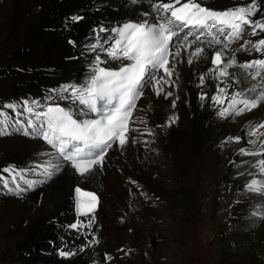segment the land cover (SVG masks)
<instances>
[{"label":"bare ground","instance_id":"6f19581e","mask_svg":"<svg viewBox=\"0 0 264 264\" xmlns=\"http://www.w3.org/2000/svg\"><path fill=\"white\" fill-rule=\"evenodd\" d=\"M123 1L127 2L122 3ZM248 2L249 0H207V5L223 10ZM149 7L142 2L134 3L133 0H0V41L3 46L9 47L16 38L20 40L25 33L33 32L36 43L40 42V46L46 48L52 58V64L47 65L46 62L50 59L47 58L45 64L42 62L37 67L29 66L30 71L26 73L13 70L6 75L7 71L1 70L0 79L6 78L7 82H11L13 78L11 80L10 76H14L24 83L12 86V89L21 87L18 93L25 89L34 94L37 90L32 91L27 87L38 84L58 87L66 81L73 82L74 77L81 78L88 68L89 74L95 64V58L90 59L91 54L86 51H81L84 58L75 52L78 57L76 61H63L73 57L75 43L76 51L92 41L96 42L101 27L106 29V33H101L104 39L112 25L133 18L140 19L144 17L143 12L150 11ZM260 7L257 19L264 18V3ZM82 14L83 21H73L74 24L70 25L73 16ZM148 17L151 16L145 18ZM65 27L69 29L65 30ZM66 33L68 34L64 35ZM101 34L99 33V39ZM261 38L264 35L251 36L246 30L244 45L247 50L241 48L242 41H237L229 51L235 53L240 63L264 58V54L255 52L250 44H246L247 41L255 42ZM201 39L206 41L209 38ZM105 41V46L110 48L109 40ZM201 46L205 47L206 54L210 56L213 49H209L206 43ZM194 47L181 50L174 63L175 73L171 78L166 77L169 83L161 82L157 85L162 89L159 95L152 85L146 87L147 93L138 108L141 110L135 114L137 118L133 122L134 133L123 148L114 145L107 154L103 167L86 177H79L72 169L64 167L52 179L40 183L45 179L44 176L35 172L38 168H31L36 155L40 158L45 156L46 147L39 142L40 139L25 136L13 129H9L11 135L0 136V167L7 162H23L24 167L30 168L31 174L36 176L30 182H35L34 185L44 184L40 189L21 197L6 196L7 201L0 203V252L4 251L5 256L9 253L23 264H33V259L40 257L39 249L49 253V256L43 258V263L39 261V264H86L95 260L102 252L115 255L112 258L119 260L114 264H160L153 259L158 253L161 259H167L170 255L168 243L171 242L179 249V255L174 257L172 253V259L162 264H179V261L180 264H187L185 258L191 255L190 238L186 234L187 219L192 216L195 208L194 190L198 186L195 176L198 171L202 174L200 166L209 161L211 165L207 166L216 170V200L225 194L228 187L225 184H249L256 175H261L258 167L250 168V162L243 161L246 168L235 170L236 164L228 165V162L235 160L233 153L241 145V140L243 148L248 146L245 142L251 139L248 133L252 127L264 122V104L240 116L230 115L224 118L219 115V111L227 107V102L224 105L216 104L211 97L217 94V85H223L219 80L209 77L208 70L213 67L209 59L193 58L192 64L187 63ZM33 51L31 47L19 51V55L25 56L18 57V61H27L30 58L27 55ZM105 60L108 61L107 57ZM230 71L238 72L237 69ZM29 76L32 81L27 83L24 77L28 79ZM201 76L205 77L203 84L200 82ZM251 83L254 82L244 81V84ZM244 84H230L229 92L243 88ZM168 92L172 95H166ZM11 93L17 94L12 90ZM40 95L43 97V92ZM201 95H205L206 99L201 100ZM51 97L56 99L52 101L66 100L61 99V94ZM37 99V95L29 97L23 94L20 103L23 105L27 100L30 106H35L31 105V101ZM13 104L18 105V102L14 99ZM4 105L0 100V110L14 119L26 121L27 113L24 110L19 118L16 115L19 111L8 110ZM172 118H175V123H170ZM237 137L240 138L239 146H231ZM262 141L264 137L259 140V144ZM255 159H250L252 164L256 162ZM203 185L205 186L204 181ZM78 186L92 189L99 198L98 209L93 215L94 222L90 228L83 227L88 232L83 235L86 244L81 238H76V233L66 230V223L72 218V190ZM0 187L4 196L9 186L5 187L1 183ZM234 202L232 215H240L237 219H241L243 215V220L240 224H237V220H232L231 229L221 228L219 222L217 234L219 235V230L223 232L218 236V241L222 237V245L240 251L221 249L219 243L214 248L217 255L215 261L218 264H262L251 248L259 246V240L264 241V195L243 190L235 194ZM203 216L204 214L199 215ZM165 217L171 222L169 228L159 226ZM256 237L257 242L254 244ZM242 238L245 242L241 244L239 240ZM117 241L119 245L115 249ZM57 243L68 244L70 247L79 244L84 247L70 260L58 261L54 257ZM126 244L131 249L135 247L140 250L142 258H134L132 250L128 252L130 248L127 246L123 251L114 253L113 249L117 250ZM35 246H38L37 251H34ZM20 252L24 253L23 258L19 256Z\"/></svg>","mask_w":264,"mask_h":264},{"label":"snow or ice","instance_id":"6c2138e0","mask_svg":"<svg viewBox=\"0 0 264 264\" xmlns=\"http://www.w3.org/2000/svg\"><path fill=\"white\" fill-rule=\"evenodd\" d=\"M139 2V0H133ZM150 11L144 13L151 16L137 23H124L121 27L108 31L111 36V47L105 49L100 43L99 33L106 31L101 27L96 36V42L89 45L91 51L97 48L105 52L113 61H119L117 69L102 67L105 63L97 54L95 64L87 82L81 87H71L70 95L61 99H70L73 104L81 106L79 115L71 108L59 104L47 106L43 110H35L29 101L23 102V110L27 113L26 121L14 119L8 113L0 110V136L11 135L9 129L22 132L25 136L42 139L53 150L49 155L54 157L39 166L40 174L44 176V183L61 172L64 167H70L81 177H86L97 168H102L105 157L114 145L123 148L128 141V134L132 130L133 111L136 101L143 95V90L152 85L156 94L162 91L157 85L161 82L167 84L175 73L174 57L181 54V50L191 49L188 64L193 58L199 60L206 58L213 66L208 70L209 77L219 80L217 94L211 99L214 103L227 107L219 111L221 117L230 115L240 116L264 104V58L253 59L240 63L234 52L230 53L231 45L243 38L246 30L251 36L264 33V18L257 19L261 12L260 4L264 0H249L247 4L216 10L207 5V0H148ZM80 17L73 16V21ZM192 37V39H189ZM202 37L209 39L202 40ZM71 43V41H70ZM213 49L210 56L206 54L205 47ZM252 49L264 54V38L258 41H247ZM241 48L247 50L245 45ZM174 49V50H173ZM237 69L238 72L230 70ZM163 73L158 77V73ZM205 77H200L203 84ZM244 81L254 83L244 84ZM244 84L243 88L229 92L230 84ZM61 93L69 92V86L59 90ZM254 94V95H250ZM166 95H172L171 92ZM206 99L201 95V100ZM31 105L39 107L37 101ZM175 105L173 104V107ZM4 108L15 111L16 104L8 103ZM17 116L23 112L16 113ZM170 123H175L172 118ZM264 122L252 127L250 137H264ZM239 137L236 141L239 142ZM257 139H250L248 143L255 148ZM264 148V141L261 143ZM241 155L264 156V151H254L241 148ZM264 176V159L252 164ZM3 171L16 181L15 169L4 168ZM23 178V177H21ZM5 187L8 180L0 177ZM31 188L35 182H27ZM18 193L20 189L17 185ZM250 192L264 195V179H253L247 184ZM75 208L78 216L89 217L94 213L98 198L93 192H84L80 187L75 188ZM95 217L90 216L87 224L81 220L69 225L72 229L91 227ZM76 253L61 249V257H71ZM111 259V257H108Z\"/></svg>","mask_w":264,"mask_h":264},{"label":"rangeland","instance_id":"374dc122","mask_svg":"<svg viewBox=\"0 0 264 264\" xmlns=\"http://www.w3.org/2000/svg\"><path fill=\"white\" fill-rule=\"evenodd\" d=\"M125 2H127V1H123L122 3H125ZM18 15L19 14L16 15L17 18H18ZM68 33H66L64 35H67ZM244 35H243V38L241 40H239V41H242L243 45L245 42ZM261 35H264V33H261ZM69 37H72V36H69ZM15 40L16 41L13 42L11 44V46H9V47H4L2 44V41H0V68L4 67V68H8L9 70H11V68L16 67V66H24V67L25 66H27V67L36 66L37 67L40 64H42V62H44L47 58H50L49 61L46 62L47 65L52 64V60H51L52 58L48 55L47 49L40 46V44H41L40 42L36 43V41L34 40V33L33 32L25 33L22 37H20V40H19V38H16ZM53 41L55 42L54 38H53ZM3 42H4V40H3ZM235 43H233L232 46ZM242 43H240V44H242ZM26 47H31L32 49H34V51L31 54L27 55V57H30L31 59L27 58L26 59L27 61H24V62L18 61V60H20L18 57L25 56V55H19L18 54L19 51L24 50ZM44 64H45V62H44ZM0 71H1V69H0ZM29 71H27V69H26V72H29ZM12 78H13V81H11V82H9V81L7 82L6 78L0 79V84H2V87L0 88V96L12 95L11 90L14 93H16V92L18 93L20 91L21 87H15L12 89V86H18L20 83L23 84L24 82H19L17 79L14 78V76H10L11 80H12ZM24 78L27 80V83H29V81H32L31 76H29L28 79L26 77H24ZM69 82L70 81H66V83H64L63 85L67 86V83H69ZM8 85H10V87H8ZM42 85L43 84H38V85H35L33 87H27V89L32 90V91H34V90L36 91L38 89V87H40ZM50 85H52V84H50ZM44 86H46V84H44ZM3 87H4V90H3ZM9 88H11V89L9 90ZM61 95L67 96V95H70V92H67V95H65V94H61ZM18 117L20 118V116H18ZM233 145L239 146V142H237L236 140H233L231 146H233ZM230 148L233 149V147H230ZM241 148H242V144L239 146L238 149H241ZM244 149H248V150L251 149L254 151L257 150L256 146L254 148L253 145H251V144H249ZM259 151H264V148H262L260 146ZM235 152L233 153V156H235V160L233 162H231L232 160H230L228 162V165L236 164L235 170H242V167H243V169H244V167L246 168L245 162L243 163V161H247V162H250L248 164V167L252 168V162L250 159H252V157L254 158V156L241 155L239 150L237 153H235ZM261 157L263 159L264 156H261ZM207 165H211V163L208 161V162H206L205 165H201L199 170L202 172V174L198 171L196 176H195L196 183L198 185L197 188L194 190L195 208L192 212V216L190 218L188 217L189 220L187 219L188 229L186 231V234L189 236L190 244H191L190 245V251H189L191 255H189L187 258H185L187 264H218V262L215 261L216 260L215 257L217 255L214 252V248L216 246H218L219 243L220 244L222 243L221 242L222 237H220V241H218V236L222 235L223 232H221L219 230V235L217 234L218 233V226L217 225H219V222H220L221 228L227 229L229 227V229H231V221L232 220H237L239 222L237 224H240V221L243 220V215L241 216L242 217L241 219H237L238 216H240V215H235V216L232 215L233 213L231 212V210H232V206L235 204V202H234L235 194L236 193L238 194L239 192H242L243 190L247 191L248 190L247 186H243V185L239 184V182L235 183V185L225 184L228 186L227 189L225 190V194H222V196L219 197L220 199L218 198L216 200V198L214 197L215 192H216V175H215L216 170L214 168L208 167ZM35 172H39V169L35 170ZM203 174H205V176H203ZM262 177L264 179V176H262ZM257 180H262V178H258ZM203 181L205 182V186L203 185ZM43 185L44 184L39 185L38 183H36L33 187H36L35 189H40ZM231 192L233 195H231ZM1 193H2V189L0 187V203L6 202L7 200L5 199L3 194H1ZM228 198H230V200ZM193 202H194V200H193ZM202 208H204V209H202ZM201 214H204V216L199 217V215H201ZM216 214H217V216H216ZM218 218L219 219L221 218V219L218 220ZM162 222H163V224H162ZM162 222H161V225H159V226H164V227L169 228V225L171 222L168 218H166V217L163 218ZM241 228H244V226ZM165 230L168 231L167 228ZM129 233H131V230L129 231ZM255 239H256V241L254 242V244L257 242V237ZM118 242L119 241H117V243H116L115 249L118 248V245H119ZM239 242H241V244H242L245 242V239L242 238L239 240ZM155 243H157V240H155ZM168 244L170 247L168 250V253H170L169 257L167 258L168 260L165 258L161 259L159 256V253H158V256L154 257V259H153L155 262L162 264L165 261L171 260L172 259V253H173L174 257H178L179 249L174 244H172L171 242ZM258 244H259V246H255L254 248L252 246L251 249L253 250V252L256 256V259L259 262H261L262 264H264V241L259 240L257 245ZM126 246L128 248H130L129 245L126 244L125 246H123L117 250L113 249V251H120V250L126 248ZM142 247H143V245H142ZM220 247H221V249L240 251L238 249L231 248L228 245H222L221 244ZM37 250H38V246H35L34 251H37ZM131 250H132L134 258H140L142 256V252L140 250H138L137 248L132 247V249L130 248L128 250V252ZM128 252H125V254H128ZM102 253H100V254H102ZM4 254H5L4 251L0 252V264H18V262L20 264H23L20 260L18 261V259L16 257L9 255V253L6 254L7 256H5ZM8 259H9V261H8ZM144 259H146V258H144ZM118 260L119 259L116 258L115 262L118 263L117 262ZM179 264H180V261H179Z\"/></svg>","mask_w":264,"mask_h":264}]
</instances>
